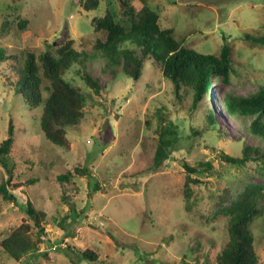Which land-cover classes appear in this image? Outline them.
Wrapping results in <instances>:
<instances>
[{
	"label": "rangeland",
	"instance_id": "obj_1",
	"mask_svg": "<svg viewBox=\"0 0 264 264\" xmlns=\"http://www.w3.org/2000/svg\"><path fill=\"white\" fill-rule=\"evenodd\" d=\"M129 1L136 10L144 4ZM146 4L159 14L160 26L173 27L175 37L185 39L189 48L218 54L227 42L232 57L229 82L214 81L210 95L198 110H191L190 88H180L176 96L153 66L133 81L123 75L111 79L98 63L90 64L88 70L100 77L103 88L99 95L90 92L84 118L67 128L70 149L65 150L44 137L36 116L39 109L22 104L8 80L20 77L27 52L39 56L69 39L77 49L91 51L92 18L109 8L116 20L124 22L118 0H100L91 11H84L79 0H0V24L8 21L0 46L12 56L0 65V141L12 118L11 182L22 185L25 196L45 212L43 226L50 242L40 244L37 255L19 261L0 247V264H216V255L228 241V217L219 213L216 196L221 191L236 194L248 183L264 184L258 162L235 167L220 157V152L240 153L238 136L244 144L262 143L248 133L244 121L227 116L223 99L228 94L247 96L264 84V45L252 40L264 35V0H146ZM22 19L26 25L21 29ZM65 78L89 90L75 71H67ZM207 108L215 125L199 127L202 134L185 141L188 125L199 119L200 126ZM160 121L172 122L182 136L172 157L154 167ZM183 157L190 164L213 161L216 171L192 185L188 201L183 193ZM76 167H85L87 174ZM67 171L72 175L60 182L58 176ZM6 176L0 166V183ZM19 199L14 204L0 198V240L23 220L33 224ZM251 229L258 262L264 264V214ZM67 243L78 249L69 251ZM85 249L95 252V261L80 258Z\"/></svg>",
	"mask_w": 264,
	"mask_h": 264
},
{
	"label": "trees",
	"instance_id": "obj_2",
	"mask_svg": "<svg viewBox=\"0 0 264 264\" xmlns=\"http://www.w3.org/2000/svg\"><path fill=\"white\" fill-rule=\"evenodd\" d=\"M142 1L143 6L136 10L129 0H118L121 19L126 23L116 20L109 8L102 16L92 18L91 26L95 37L91 51L77 49L74 40L69 39L52 50L51 46L39 56L27 52L20 77L8 80L10 90L19 96L22 104L29 109H39V115L36 113L39 129L52 144L65 150L70 149L67 128L78 125L84 118L86 102L91 98L90 92L99 95L103 88L100 77H93L88 70L90 64L98 63L100 71L103 74L108 73L111 79L123 75L133 81L142 77L147 66H153L172 85L176 96L179 97L180 88H190L191 110H198L199 103L210 95L214 81L229 82L232 57L227 42L222 44L218 54L202 53L189 48L185 45V39L175 37L173 27L162 28L159 14L146 4V0ZM79 3L84 11H91L99 7L100 0H79ZM25 25L26 21L22 19L19 27L22 29ZM7 28L8 21H2L0 37ZM247 37L251 39L249 35ZM252 40L264 45V35ZM11 58L6 49L0 46V65ZM69 70L75 71L89 90L68 81L65 73ZM223 105L227 116L236 121H244V128L248 133L262 143L244 144L243 137L238 136L240 138L237 143H241L240 153L233 155L220 152L222 161L235 167L258 162L264 169V84L247 96L228 94L223 99ZM248 118H251L249 122ZM196 120L198 122L194 124L193 120L184 132L182 138L185 141L188 137L200 136L204 128L215 125L214 116L208 108L204 111L200 126L199 119ZM181 136L172 122L160 121L153 158L154 167L161 165L179 149ZM13 145L14 122L9 118L6 137L0 141V166L7 174L6 179L0 183V198L14 204L21 202L19 197L22 198L24 211L33 224L23 220L0 240V247L10 258L19 261L25 256L37 255L40 252L39 245H50V242L44 232L45 212L37 209L25 196L22 185L11 182L13 175L10 159ZM181 163L185 169L183 193L188 201L193 195L192 185L203 183V175L213 174L215 164L210 160L190 164L184 157ZM74 170L87 174L85 167H76ZM71 175L67 171L66 174H60L58 179L63 182ZM216 198L219 202V213L228 217V241L216 255V264H260L255 253L251 225L264 214V184L248 183L236 194L221 191ZM64 222L62 219L61 224ZM66 246L69 251L78 249L71 243ZM41 254L47 256L45 251ZM67 255L70 256L69 253ZM80 255V258L88 261H95L97 258L90 249L80 251ZM73 263L75 264L74 261Z\"/></svg>",
	"mask_w": 264,
	"mask_h": 264
}]
</instances>
